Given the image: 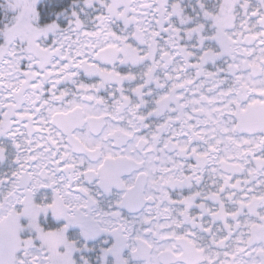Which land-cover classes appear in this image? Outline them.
I'll return each mask as SVG.
<instances>
[{
	"label": "snow or ice",
	"instance_id": "snow-or-ice-1",
	"mask_svg": "<svg viewBox=\"0 0 264 264\" xmlns=\"http://www.w3.org/2000/svg\"><path fill=\"white\" fill-rule=\"evenodd\" d=\"M0 264H264V0H0Z\"/></svg>",
	"mask_w": 264,
	"mask_h": 264
}]
</instances>
